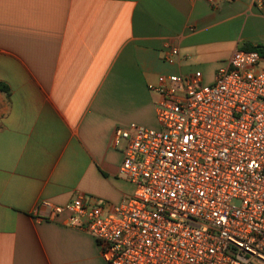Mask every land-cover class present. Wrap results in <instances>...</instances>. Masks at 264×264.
I'll return each instance as SVG.
<instances>
[{
  "label": "crops",
  "instance_id": "1",
  "mask_svg": "<svg viewBox=\"0 0 264 264\" xmlns=\"http://www.w3.org/2000/svg\"><path fill=\"white\" fill-rule=\"evenodd\" d=\"M245 46H264V0H0V264H104L40 203L133 195L115 130L159 129V76L210 85Z\"/></svg>",
  "mask_w": 264,
  "mask_h": 264
},
{
  "label": "built area",
  "instance_id": "2",
  "mask_svg": "<svg viewBox=\"0 0 264 264\" xmlns=\"http://www.w3.org/2000/svg\"><path fill=\"white\" fill-rule=\"evenodd\" d=\"M149 89L159 129L114 134L133 195L112 208L84 196L42 201L38 213L91 235L104 264H264L263 57L238 49L210 85L196 71Z\"/></svg>",
  "mask_w": 264,
  "mask_h": 264
},
{
  "label": "trees",
  "instance_id": "3",
  "mask_svg": "<svg viewBox=\"0 0 264 264\" xmlns=\"http://www.w3.org/2000/svg\"><path fill=\"white\" fill-rule=\"evenodd\" d=\"M242 50H244V51H256L262 57H264V46H257V47L245 46ZM0 93L10 95L11 94L10 87L5 83L0 82Z\"/></svg>",
  "mask_w": 264,
  "mask_h": 264
},
{
  "label": "rangeland",
  "instance_id": "4",
  "mask_svg": "<svg viewBox=\"0 0 264 264\" xmlns=\"http://www.w3.org/2000/svg\"><path fill=\"white\" fill-rule=\"evenodd\" d=\"M228 49H229V47L225 48V50H224L225 54H226ZM125 145H126V143L124 141H120V143L118 144L117 148L119 150H124Z\"/></svg>",
  "mask_w": 264,
  "mask_h": 264
}]
</instances>
